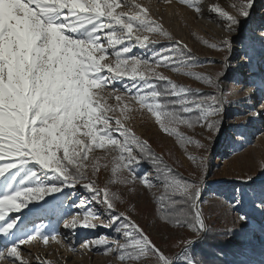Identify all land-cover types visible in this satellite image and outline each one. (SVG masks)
I'll return each instance as SVG.
<instances>
[{
    "label": "rangeland",
    "instance_id": "374dc122",
    "mask_svg": "<svg viewBox=\"0 0 264 264\" xmlns=\"http://www.w3.org/2000/svg\"><path fill=\"white\" fill-rule=\"evenodd\" d=\"M263 58L264 0H0V264H264Z\"/></svg>",
    "mask_w": 264,
    "mask_h": 264
},
{
    "label": "trees",
    "instance_id": "16d2710c",
    "mask_svg": "<svg viewBox=\"0 0 264 264\" xmlns=\"http://www.w3.org/2000/svg\"><path fill=\"white\" fill-rule=\"evenodd\" d=\"M264 66V58L262 59ZM177 108V107H176ZM175 112H179L176 110ZM145 164H151L148 159H144ZM161 163H155L152 167L157 171L161 172ZM182 197H172V204L168 208V220L171 222L178 221L181 218L180 211H185V220H191L193 218V208L186 201H181ZM168 205V204H167ZM196 248L201 260L205 264H235L233 258L226 259L218 255L219 252L223 251L225 253H230L234 257L235 251L234 246L223 238L219 237L217 234L209 231L207 235L204 236L202 240L196 243ZM234 248V249H233ZM238 264H243L239 262Z\"/></svg>",
    "mask_w": 264,
    "mask_h": 264
}]
</instances>
